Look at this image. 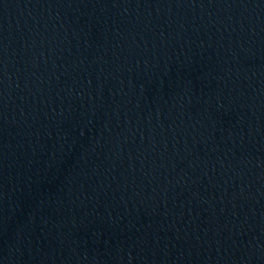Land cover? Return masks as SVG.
<instances>
[{
  "label": "water",
  "instance_id": "obj_1",
  "mask_svg": "<svg viewBox=\"0 0 264 264\" xmlns=\"http://www.w3.org/2000/svg\"><path fill=\"white\" fill-rule=\"evenodd\" d=\"M262 237L264 0H0V264Z\"/></svg>",
  "mask_w": 264,
  "mask_h": 264
}]
</instances>
